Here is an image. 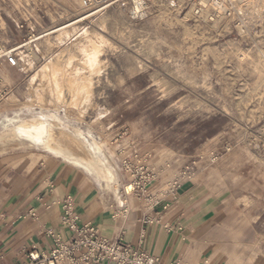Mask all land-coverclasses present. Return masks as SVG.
I'll return each mask as SVG.
<instances>
[{"label":"rangeland","instance_id":"obj_1","mask_svg":"<svg viewBox=\"0 0 264 264\" xmlns=\"http://www.w3.org/2000/svg\"><path fill=\"white\" fill-rule=\"evenodd\" d=\"M97 1L90 8L84 0H0V47L19 58L9 70L0 58L8 87L0 99V158L75 163L87 186L117 199L68 155L2 133L25 118L53 120L64 144L61 126L95 139L116 170L122 198L134 200L120 152L151 153L156 196L169 182L190 181L216 203L198 225L194 260L185 263L264 264V0H246L243 27L195 17L196 0H147L143 18L131 15L134 0ZM81 18L63 38L65 30L36 39ZM83 77L91 92L75 105L68 82Z\"/></svg>","mask_w":264,"mask_h":264},{"label":"crops","instance_id":"obj_2","mask_svg":"<svg viewBox=\"0 0 264 264\" xmlns=\"http://www.w3.org/2000/svg\"><path fill=\"white\" fill-rule=\"evenodd\" d=\"M83 18L57 26L37 39L65 30ZM67 33L65 30L58 36L63 38ZM72 59L71 54L67 62ZM5 65L6 70L12 69L8 63ZM36 156L40 155L37 153ZM66 162L69 164L55 156L41 160L28 157L24 161H16L14 156L0 158L2 264L25 260L34 247L51 251L54 241L48 234L50 230L64 238L72 235V231L64 227L60 219V202L67 195H72L76 200L80 225L93 223L104 236H122L133 247L160 257L162 264L194 260L193 241L200 232L198 225L216 206L198 183L184 181L176 195L166 198L157 195L156 199L161 198L157 205L149 199L137 197L134 200L129 197L126 203H120L118 199L87 186L76 169L78 166ZM97 182L102 189L105 188L101 182ZM155 192L153 190L156 195ZM147 214L156 217V221L145 224L143 218Z\"/></svg>","mask_w":264,"mask_h":264},{"label":"built area","instance_id":"obj_3","mask_svg":"<svg viewBox=\"0 0 264 264\" xmlns=\"http://www.w3.org/2000/svg\"><path fill=\"white\" fill-rule=\"evenodd\" d=\"M97 0H84V5L90 8L99 7ZM131 15L143 18L147 12V0H134ZM106 6V5H105ZM100 6L102 7H105ZM246 0H196L191 12L206 22L219 25L231 21L237 27L246 26L243 9ZM14 67L18 66V55L12 50L0 47V58ZM8 93L7 85L0 80V99ZM151 153L142 154L139 149L132 152H120L121 169L129 176L132 189L127 194L134 193L138 198H146L157 205L161 198L176 195L181 187L180 180L168 183V192H159L161 198L156 199L153 187L159 179V173L151 167ZM60 219L64 227L72 231V235L64 238L61 234L48 231L53 238L54 247L45 252L34 247L28 252L25 260L15 264H162L160 257L141 248H135L125 241L124 237H107L93 223L80 225V216L76 210V200L72 195L65 196L61 202ZM156 217L147 214L143 218L145 224H152ZM2 256L0 255V264ZM171 264H187L183 260H175Z\"/></svg>","mask_w":264,"mask_h":264},{"label":"bare ground","instance_id":"obj_4","mask_svg":"<svg viewBox=\"0 0 264 264\" xmlns=\"http://www.w3.org/2000/svg\"><path fill=\"white\" fill-rule=\"evenodd\" d=\"M30 43L31 41L19 46L17 49L28 46ZM88 61H90L92 64V72H98L100 62L98 60L97 54H91ZM53 75H55V73H53ZM68 88L73 94V104L76 105L77 99L80 97V95L87 96L91 92V80L86 77H83L81 80H70L68 82ZM57 90L59 95H62L63 86H58ZM34 96L38 97L37 94H34ZM88 105L89 104H87V106ZM53 122V120H46L43 117L34 118L33 120H27L25 118L21 123L14 125L13 127H5V130L2 133L5 134L10 132L13 137L15 136L22 140H27L51 153L68 155L74 159L75 162H78L80 165L94 172L99 177V179L104 180L106 182L105 186H107L108 189L112 188L115 191L117 199L120 203H126V200H124L120 194V182L118 180L116 170L110 164L109 160H107L104 156L101 145L96 142L95 139L94 141H91L89 138L84 137L82 132H78V130L75 128H71V132H73L71 133L64 130L61 126V137L69 140V144H64L60 138L55 135L56 125ZM72 145L84 148L87 154L83 155L78 153L74 150ZM131 189L132 185L129 184L126 187V190L129 193Z\"/></svg>","mask_w":264,"mask_h":264}]
</instances>
